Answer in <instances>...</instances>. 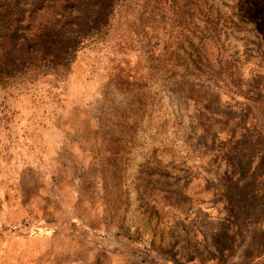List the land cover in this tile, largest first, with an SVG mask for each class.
Listing matches in <instances>:
<instances>
[{"label":"rangeland","instance_id":"obj_1","mask_svg":"<svg viewBox=\"0 0 264 264\" xmlns=\"http://www.w3.org/2000/svg\"><path fill=\"white\" fill-rule=\"evenodd\" d=\"M0 7V264H264V0Z\"/></svg>","mask_w":264,"mask_h":264},{"label":"trees","instance_id":"obj_2","mask_svg":"<svg viewBox=\"0 0 264 264\" xmlns=\"http://www.w3.org/2000/svg\"><path fill=\"white\" fill-rule=\"evenodd\" d=\"M18 6V8H17ZM17 6L13 7L14 10L17 11H21V15H25V9L29 8V5L26 3H22V4H18ZM19 7L21 9H19ZM35 10H37L36 7H34ZM2 9V7H0V10ZM21 18V17H20ZM25 17H22L19 21V23L22 25L25 22ZM27 31V28H24L23 32ZM28 35H20L21 37H19V35L17 36L16 39L13 38V36L9 35L8 33H0V65H3L4 61L8 60L9 58H11L12 55H14L15 53L19 52V50L21 49H25L26 44H28L29 42H31V35L30 32H27ZM46 42L43 41L42 44H45ZM28 53H30L28 51Z\"/></svg>","mask_w":264,"mask_h":264}]
</instances>
